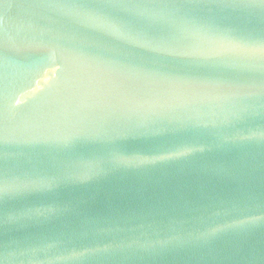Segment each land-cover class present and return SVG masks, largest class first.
<instances>
[{
  "label": "water",
  "instance_id": "1",
  "mask_svg": "<svg viewBox=\"0 0 264 264\" xmlns=\"http://www.w3.org/2000/svg\"><path fill=\"white\" fill-rule=\"evenodd\" d=\"M0 264H264V0H0Z\"/></svg>",
  "mask_w": 264,
  "mask_h": 264
}]
</instances>
